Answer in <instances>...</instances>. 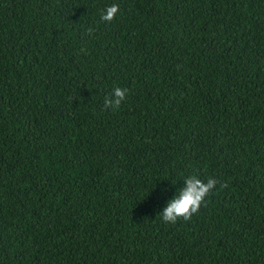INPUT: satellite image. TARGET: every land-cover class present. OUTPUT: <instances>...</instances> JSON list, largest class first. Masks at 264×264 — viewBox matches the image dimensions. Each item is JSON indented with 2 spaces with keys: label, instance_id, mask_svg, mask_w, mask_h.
Returning a JSON list of instances; mask_svg holds the SVG:
<instances>
[{
  "label": "trees",
  "instance_id": "16d2710c",
  "mask_svg": "<svg viewBox=\"0 0 264 264\" xmlns=\"http://www.w3.org/2000/svg\"><path fill=\"white\" fill-rule=\"evenodd\" d=\"M0 264H264V0H0Z\"/></svg>",
  "mask_w": 264,
  "mask_h": 264
},
{
  "label": "clouds",
  "instance_id": "9594fccd",
  "mask_svg": "<svg viewBox=\"0 0 264 264\" xmlns=\"http://www.w3.org/2000/svg\"><path fill=\"white\" fill-rule=\"evenodd\" d=\"M119 6L113 4L108 6L101 13V21L112 23L119 14ZM92 29H89L91 32ZM129 92L125 88L115 87L112 93L104 99V109H118L127 99ZM218 181L209 177L207 181L201 180L195 175L184 179V186L176 193L160 213V217L165 224L175 225L179 220L185 222L191 221L194 215L200 212L205 205L206 198L211 195L216 188ZM221 188H227V183L220 185Z\"/></svg>",
  "mask_w": 264,
  "mask_h": 264
}]
</instances>
